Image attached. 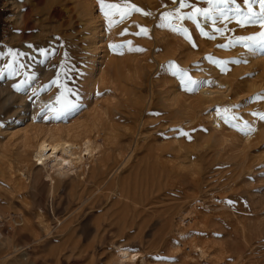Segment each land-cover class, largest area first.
<instances>
[{"label": "rangeland", "instance_id": "obj_1", "mask_svg": "<svg viewBox=\"0 0 264 264\" xmlns=\"http://www.w3.org/2000/svg\"><path fill=\"white\" fill-rule=\"evenodd\" d=\"M103 2L127 18L101 0H0V264H117L118 247L143 264H264V50L237 43L264 29L237 23L245 0L195 21L180 17L209 0ZM51 130L96 147L54 186L25 147Z\"/></svg>", "mask_w": 264, "mask_h": 264}, {"label": "bare ground", "instance_id": "obj_2", "mask_svg": "<svg viewBox=\"0 0 264 264\" xmlns=\"http://www.w3.org/2000/svg\"><path fill=\"white\" fill-rule=\"evenodd\" d=\"M167 9H169V8H167ZM100 50L101 49H99V51L97 53V57H95V61L93 62L92 72H94L93 70H94V67L96 66V63H97V60H98V57H99L98 55H100V53H101ZM6 56H8V55L5 54L3 56L4 59H5ZM206 93L209 94L208 91H206ZM52 101H53V99L51 97L47 101V100L44 99V97L42 98L41 95L38 94L37 97H36V100L32 104V106L37 107L38 104H39L41 107H43L44 105H46V103H51ZM54 101H55V99H54ZM211 118H212L213 123L216 125L217 128H220L222 126L221 117H220L219 114L212 113L211 114ZM62 130L61 131L60 130L59 131L58 130L57 131H52L51 130L50 132L48 131L46 133H43L42 135L40 134L39 136L35 137L32 142L27 143V145L25 146V147H27V148L32 150V152H31L32 159H34L35 162H40V164H38L37 166L41 167V169H43V167L46 168V171L48 172L47 178L50 180L52 185L54 184L53 179H52V175H51L52 172H57L59 174H69L71 172H75L81 167L83 168V167L88 166L90 164L91 160L93 159L94 155H95V148L96 147H95V142L93 141V139H91L89 137H84L79 142H77V141L74 140L76 138V136L73 135L74 136L73 137L71 135V133H72L71 131H66L65 130L66 132L63 133ZM98 144H100V143L98 142ZM23 171H26V172H22L21 171L20 172V173H22L21 175L23 176V178H27L28 179V176H29V172H27L28 170H23ZM150 174H152V173H150ZM43 177H45V176H43ZM137 190H139V189H137ZM74 192H75V190H74ZM2 222H0V223H2ZM235 235H238V234H235ZM243 235L245 236V233ZM250 236H252V235H250ZM8 241H6L7 243H3L4 245L1 242L0 250L5 248V245L8 244ZM182 242H183V239H182ZM252 242H254V241H252ZM185 243L186 242H184V244ZM186 244H185V246H186ZM189 244L190 245H188V244L187 245L189 246L190 249H192V251L194 250L195 252L199 253L201 256L205 253V250L202 247L203 243L201 245L200 242L194 241L192 244L191 243H189ZM251 246L252 245H250V247ZM245 248H246V246H245ZM237 250L238 249L236 248V251ZM245 252H246V250H245ZM114 255H116L115 257H116L117 264H143V262H144V256H143V254L141 252H136V251L131 250L129 248L118 247L117 250H116V254H114ZM237 255H238V253H237ZM237 262L236 263L239 264V259H238ZM240 264H241V262H240Z\"/></svg>", "mask_w": 264, "mask_h": 264}, {"label": "snow or ice", "instance_id": "obj_3", "mask_svg": "<svg viewBox=\"0 0 264 264\" xmlns=\"http://www.w3.org/2000/svg\"><path fill=\"white\" fill-rule=\"evenodd\" d=\"M245 2L248 4V14L245 17H241L237 20L238 24H242L244 26L248 24H258L261 29H264V0H259V12L256 13L253 11L251 0H245ZM209 3L213 5L212 9H201V8H195L194 11L186 16H181V19L187 18L191 20H196L197 16H204L205 18H212V12L213 10L216 12H219V14L227 20L229 17L227 15L228 11H231L228 9L229 3H235V0H216V3L213 4V0H209ZM125 8H132L135 11H141L139 8H136L134 5H125ZM188 7V5L183 2L180 3V8ZM101 8L104 10L106 16H110V14H116L113 10H119L121 13V21L123 19L127 18L128 13L124 12L120 5L117 4H105L103 0H101ZM235 13L239 17L241 14V9L237 5L235 8ZM145 15H148V13H144ZM213 24H215V19H213ZM146 30L142 29V32ZM186 31V30H185ZM217 31H220V29H217ZM139 34V33H137ZM204 35H208V33H203ZM237 43H243L245 47L248 48H259L261 50H264V31H261L258 36H252V37H241L237 41ZM139 50V49H138ZM210 61H213L214 63H220L219 61H214L211 56L208 57ZM9 69H11V65L7 66ZM186 74H181V79H183V76ZM55 84L56 81H53ZM188 83H195L194 81H188ZM17 88L20 86L17 85ZM187 90L192 91L193 89L188 88ZM59 100V98H57ZM67 105V109L75 108L74 104H71L70 102L65 101ZM183 134V133H182Z\"/></svg>", "mask_w": 264, "mask_h": 264}, {"label": "built area", "instance_id": "obj_4", "mask_svg": "<svg viewBox=\"0 0 264 264\" xmlns=\"http://www.w3.org/2000/svg\"><path fill=\"white\" fill-rule=\"evenodd\" d=\"M0 9H2V7H0ZM14 30V25H9L7 28L8 32H12ZM1 38L4 40L5 39V32L1 33Z\"/></svg>", "mask_w": 264, "mask_h": 264}]
</instances>
